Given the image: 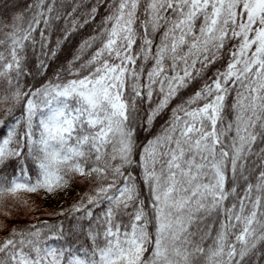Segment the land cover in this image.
<instances>
[{"label":"snow or ice","instance_id":"1","mask_svg":"<svg viewBox=\"0 0 264 264\" xmlns=\"http://www.w3.org/2000/svg\"><path fill=\"white\" fill-rule=\"evenodd\" d=\"M97 17L34 82L48 65L29 49L55 58ZM77 183L55 213L67 230L9 223L38 210L22 193ZM3 232L0 264H264V0H32L0 16Z\"/></svg>","mask_w":264,"mask_h":264},{"label":"trees","instance_id":"2","mask_svg":"<svg viewBox=\"0 0 264 264\" xmlns=\"http://www.w3.org/2000/svg\"><path fill=\"white\" fill-rule=\"evenodd\" d=\"M32 0H0V16L7 17L10 14L15 13H24L26 11L27 5H29ZM99 23V17L97 20L85 25L82 28H78L72 35L64 41L59 51H57L55 58H45L41 56V50L37 45L35 52L31 49L28 51V56L30 62L35 65L38 58L44 59L45 63L48 65V70L44 73V76H38L37 81L47 78L51 79L54 75L59 72L62 68L66 67L68 61L72 59V56L76 53L77 49L79 48L80 44L88 39L90 36L96 34V26ZM59 33H54L52 36V43L49 45V48L55 47V40ZM91 50H87L84 54V58L86 59L90 54ZM219 67V63L216 65ZM215 68L212 69L214 71ZM191 92V89L188 90ZM188 93H185L187 95ZM178 101H173L172 106ZM168 112L164 114L163 117L158 119L156 124V129L154 131H158L160 126L164 123V120L167 119ZM143 139V137H142ZM86 185L83 183L74 184L71 188L67 191H60L53 195H47L45 197L44 193L39 194H25L22 193L28 198L29 203L33 205L37 211H30L27 210L22 211L20 218L10 221V224H18V225H26L28 223H39L41 221H48L50 224H56L58 221H64V227L67 228L70 226L71 221L65 220L64 216H58L55 213L60 211H65L67 214V210L72 206V204L76 201L78 196L82 194L84 190H86ZM47 198H52L53 204L47 203ZM25 212L27 214H25ZM36 219H33V218ZM6 232L0 233V236L6 235ZM59 246V244H57Z\"/></svg>","mask_w":264,"mask_h":264},{"label":"rangeland","instance_id":"3","mask_svg":"<svg viewBox=\"0 0 264 264\" xmlns=\"http://www.w3.org/2000/svg\"><path fill=\"white\" fill-rule=\"evenodd\" d=\"M47 203H48V204H53V200H52V198H47Z\"/></svg>","mask_w":264,"mask_h":264}]
</instances>
